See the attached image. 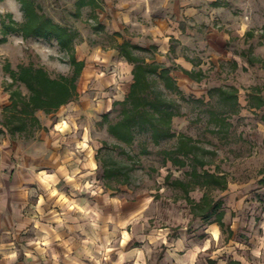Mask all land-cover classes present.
Here are the masks:
<instances>
[{"label": "rangeland", "instance_id": "1", "mask_svg": "<svg viewBox=\"0 0 264 264\" xmlns=\"http://www.w3.org/2000/svg\"><path fill=\"white\" fill-rule=\"evenodd\" d=\"M36 1L54 21L79 33L75 54L85 67L77 83L79 96L52 114L38 111L42 127L32 136L14 139L22 144L24 155L15 159L22 164L13 177L27 184V202L17 220L13 246L18 259L13 264H264V106L252 107L254 94L264 97V0H219L236 20L235 28L219 27L230 35L222 57L202 49L200 57L188 49L193 56L189 59L202 65L194 69L200 81L176 79L183 95L165 89L161 81L155 85L180 112L173 119V131L210 150L204 169L228 178L226 190H208L215 202H223L224 229L215 215L195 216L184 191L167 183L170 172L171 181L191 180V163L180 169L164 161L162 151L175 148L177 138L156 145L149 133L137 131L135 143L128 146L108 132L109 123L122 117V105L114 102L124 100L132 75H125L122 56L114 48L123 43V35L103 25V9L84 7L77 16V0ZM8 13L24 22L17 0L0 4V14ZM249 31L254 37L246 40ZM174 44L186 55L181 42ZM145 48L148 51L136 53L155 61L157 50ZM0 52L4 90L12 83L4 70L7 64L15 70L19 65L42 67L53 78L73 74L69 54L55 39L9 34L0 42ZM243 52L260 61L251 65ZM176 66L171 58L168 67ZM18 85L29 94L24 84ZM233 93L238 104L229 98ZM215 116L226 122L220 133ZM145 148L149 153H142ZM114 162L129 168L130 179L104 177V165ZM206 191L195 185L190 196L199 202Z\"/></svg>", "mask_w": 264, "mask_h": 264}, {"label": "trees", "instance_id": "2", "mask_svg": "<svg viewBox=\"0 0 264 264\" xmlns=\"http://www.w3.org/2000/svg\"><path fill=\"white\" fill-rule=\"evenodd\" d=\"M3 0H0V2ZM24 13V22L18 23L12 13L6 15L0 14V42H5L9 34H20L25 39L30 37L55 39L62 50L69 54L71 65L73 66L72 76L61 75L53 78L47 70L34 65H19L18 69H12L10 64L4 66V70L10 73L12 83L9 87H5V91L10 94V104L3 110V118L0 120V129L2 133H9L12 137L16 136H32L34 132L42 127V123L37 116L38 111H44L46 114L57 112L62 106L74 101L78 96V80L85 67L84 61H79L76 57V39L79 35L77 31L64 26L51 17L46 15L42 7L36 0H17ZM104 0H77V16L81 14L84 7H91L93 11L103 9ZM218 6L219 3H213ZM7 19H9L7 21ZM97 19V18H96ZM99 27L104 26L99 23ZM116 35L120 36L119 33ZM254 37V31L246 33V40ZM261 37L264 44V29ZM175 40L171 51H175ZM119 50L120 55L130 64L133 65L132 75L133 83L130 90L123 101H115L114 105H122L121 119L109 123L108 132L113 135L121 143L131 146L136 141L137 131L147 132L154 144L159 145L163 140L177 138L175 148L171 150H163L164 161L180 169L193 165V170L188 173L191 177L190 181L176 178L171 181V172L167 175V183L181 188L185 193V199L191 205L192 212L195 216L204 219H210L215 215V222L221 228L226 227L223 221L225 211L223 202H215L208 190L219 189L226 190L228 187V178L225 174H217L208 169H204L208 163L206 157L212 152L200 146L194 138L184 133L176 134L173 131V119L180 115L175 108L173 101L164 96L163 91L155 89L158 82H162L165 89L183 95L176 79L171 75L173 69H180L195 81H200V76L195 70H187L182 66L176 68L168 67L157 61H148L147 58L139 56L136 51H148L147 48L134 45L128 41H124L114 47ZM247 57L248 62L253 65L260 59L252 57L248 52L242 53ZM235 66L237 63L234 61ZM201 73V80H202ZM19 83L24 84L29 94H25ZM257 87L253 88L255 91ZM226 94L224 90H218ZM228 98V96H226ZM229 98L238 104L236 93ZM252 107L260 109L264 106V97L260 94L253 95ZM217 121L219 133L223 131L226 124L225 119L219 116L214 117ZM104 119H108L105 114ZM121 153L127 155L128 158L134 160V156L126 150L121 149ZM142 153H149L147 148ZM98 160V157H97ZM140 164L141 161L137 160ZM199 168L201 170H199ZM127 167L120 166L114 162L111 166L104 165V177L112 179L113 177L125 175L126 179H130V173ZM263 178L260 184L264 185ZM129 183V180L123 182ZM195 185L205 188L207 191L199 202H196L190 193L195 189ZM214 263V262H213ZM229 264H241L238 261H230Z\"/></svg>", "mask_w": 264, "mask_h": 264}, {"label": "crops", "instance_id": "3", "mask_svg": "<svg viewBox=\"0 0 264 264\" xmlns=\"http://www.w3.org/2000/svg\"><path fill=\"white\" fill-rule=\"evenodd\" d=\"M11 1L3 0L0 4ZM227 1L232 4L234 0ZM215 2L219 5L214 6ZM228 10L219 0H104L100 19L111 33L123 35L121 41L148 48L153 46L157 50L154 60L158 63L169 66L172 58L177 66L191 71L200 70L202 65L189 59L193 56L188 55V49L199 52L200 57L201 49L213 53L216 58L222 57L230 35L219 27H236V20ZM173 40L174 43L181 42L187 50L186 55L182 48L176 47L174 52L171 51ZM117 53L120 55L119 51ZM121 61L125 75H132L133 65L123 57ZM172 75L179 83H187L190 79L180 69H174ZM132 82L133 75L128 91ZM9 104L10 96L0 84V111ZM105 105L108 108L112 106L111 102ZM14 139L9 133L0 134V264H13L18 259L13 244L20 227L17 220L22 216L24 202H27L23 191L27 184L24 179L13 177L17 166L22 164L15 159L22 160L24 155L22 144Z\"/></svg>", "mask_w": 264, "mask_h": 264}]
</instances>
